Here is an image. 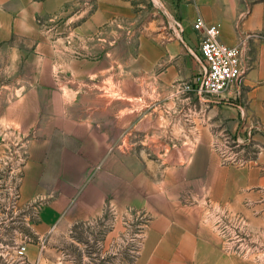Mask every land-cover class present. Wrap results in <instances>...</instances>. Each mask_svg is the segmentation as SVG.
I'll list each match as a JSON object with an SVG mask.
<instances>
[{
	"label": "crops",
	"instance_id": "0c3cea01",
	"mask_svg": "<svg viewBox=\"0 0 264 264\" xmlns=\"http://www.w3.org/2000/svg\"><path fill=\"white\" fill-rule=\"evenodd\" d=\"M70 2L0 0V135L19 131L40 135L26 148L29 155L16 187L18 204L35 214L39 236L88 220L107 204L126 209L138 206L145 210L148 223L136 264H259L227 249L224 236L211 225L206 206L211 196L236 209L251 202L257 196L255 190L264 187V174H258L264 168V150L258 160L263 164L243 170L221 166L212 152L211 137L204 133L186 136L185 145L194 147L189 163L165 169L161 160L143 151L121 150L118 141L130 135V123L124 114L115 118V104L128 109L129 100L124 96L114 100L108 85H99L103 80L107 84L112 76L105 60L68 53L66 42L72 40L79 49L90 44L109 22L129 15L131 4L128 0H95L94 8L84 16L72 12ZM177 10L180 32L190 38L191 45L180 35L187 51L179 59V40L172 39L162 49L160 68L156 61L152 65L157 70L143 75L145 82L153 77L156 86L146 85L144 93L157 92L169 102L181 97L179 85L193 78L178 81L190 71H182L180 61L187 62L190 56L199 67L193 53L198 50L200 34L193 22L201 17L207 24L221 25L224 43L243 46L250 68L239 95L244 109L233 103L236 95L232 91L210 101L188 92L182 98L189 104V119L199 116L207 123L219 114L214 122L233 131L256 121L264 125V3L181 0ZM243 115L247 116L244 123ZM183 151L176 158H188ZM195 179L201 182L202 191L194 189ZM8 184L11 188L12 182ZM193 196L197 200L189 199ZM25 254L29 262H35L38 245L28 244Z\"/></svg>",
	"mask_w": 264,
	"mask_h": 264
},
{
	"label": "rangeland",
	"instance_id": "374dc122",
	"mask_svg": "<svg viewBox=\"0 0 264 264\" xmlns=\"http://www.w3.org/2000/svg\"><path fill=\"white\" fill-rule=\"evenodd\" d=\"M128 1L131 13L109 22L94 39L89 40L90 44L82 45L79 49L72 40L66 42L68 53L79 52L86 57L105 60L108 69L112 70V76L108 77L107 84L103 80L99 85H108V94L114 100L123 96L129 100L128 109L115 104V118H123L124 114V119L130 123V135L126 134L123 141L121 138L118 141L120 149L128 150V147V151L134 153L143 151L148 157L161 160L164 163L162 169H165L168 165L189 163L194 147L192 144L185 145L186 136L204 133L211 137L212 152L221 166L243 170L258 162L263 164L258 161L264 150L262 123L256 121L251 126L244 125L245 128L239 130L238 127L233 131L229 126L225 128L214 122L219 114L212 115L207 123L199 116L190 120L189 104L182 98L183 93H178L181 97L171 102L157 96V92L154 93L155 97L153 93H144L146 85L156 86L151 76L145 82L144 73L160 68L159 54L172 39L181 43L178 59L182 56L180 53L187 51L180 39L183 34L177 24L181 18L177 10L181 0ZM257 2L264 3V0ZM70 3L72 12H80L84 16L95 6V0H71ZM183 38L184 42L191 45L189 37L183 35ZM187 60L180 61L179 65L182 71H190L186 76H180L178 81L190 80L199 73L193 58L189 56ZM243 60L246 76L250 61L245 57ZM156 61L158 64L155 68L152 64ZM243 88L244 85L241 90ZM127 91L130 92L129 96ZM240 94L237 93L233 103L238 102L244 109V99H239ZM149 97H152L153 104H150ZM240 119L244 123L247 116L243 115ZM226 120L230 121L229 118ZM249 130L252 137H249ZM38 136H29L21 131L13 135H0V264H136L141 256L148 223L145 210L138 206L126 209L117 204H107L99 214L88 220L53 228L42 234V238L39 236L35 214L18 204L16 189L22 175V165L29 155L26 148L35 144L34 138ZM237 141H240L239 146H235ZM182 150L188 158L185 155V159L183 156L176 158ZM258 174H264V168ZM9 182H12L11 188ZM193 187L196 191H202L203 186L195 179ZM255 191L257 196L238 209L225 206L215 196L209 198L206 207L211 225L224 236L228 250L250 256L259 264H264V187ZM189 199L197 200V196ZM28 244L38 245L39 257L35 262H29L27 255L18 253V247L27 248Z\"/></svg>",
	"mask_w": 264,
	"mask_h": 264
},
{
	"label": "built area",
	"instance_id": "2783aa9c",
	"mask_svg": "<svg viewBox=\"0 0 264 264\" xmlns=\"http://www.w3.org/2000/svg\"><path fill=\"white\" fill-rule=\"evenodd\" d=\"M193 29L200 34L198 50L192 52L200 69L193 80L179 85L178 93L192 92L202 101L214 100L225 92L241 93L246 73L243 47L224 43L219 23L207 24L198 17L193 22ZM239 145L240 141H237L235 146ZM18 253L26 256V246L18 247Z\"/></svg>",
	"mask_w": 264,
	"mask_h": 264
},
{
	"label": "bare ground",
	"instance_id": "6f19581e",
	"mask_svg": "<svg viewBox=\"0 0 264 264\" xmlns=\"http://www.w3.org/2000/svg\"><path fill=\"white\" fill-rule=\"evenodd\" d=\"M27 249V248H26Z\"/></svg>",
	"mask_w": 264,
	"mask_h": 264
}]
</instances>
